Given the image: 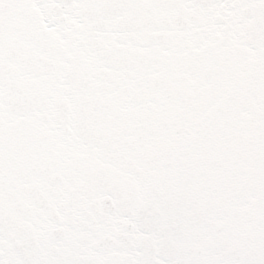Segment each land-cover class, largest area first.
<instances>
[{
    "label": "snow or ice",
    "instance_id": "1",
    "mask_svg": "<svg viewBox=\"0 0 264 264\" xmlns=\"http://www.w3.org/2000/svg\"><path fill=\"white\" fill-rule=\"evenodd\" d=\"M0 264H264V0H0Z\"/></svg>",
    "mask_w": 264,
    "mask_h": 264
}]
</instances>
